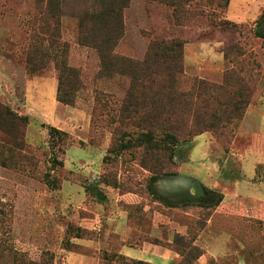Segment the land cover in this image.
<instances>
[{
	"label": "rangeland",
	"instance_id": "obj_1",
	"mask_svg": "<svg viewBox=\"0 0 264 264\" xmlns=\"http://www.w3.org/2000/svg\"><path fill=\"white\" fill-rule=\"evenodd\" d=\"M40 10L35 0H0V105L11 112L17 133L12 135L10 122H0V264H108L105 253L119 250L154 264H177L181 257L166 245L199 221H208L198 240L206 251L199 264H264L263 182L239 180L212 134L181 143L178 174L155 180L154 163L141 148L121 149L122 139L133 143L144 131L126 119L131 78L99 75L98 56L79 44V21L70 11L61 17V42L69 45L67 63L82 72L83 85L73 105L60 103L56 63L35 51ZM263 14L264 0H230L223 9H193L180 25L166 6L131 0L115 50L142 61L154 37L184 42L188 87L197 79L222 83L226 49L231 43L245 46L252 62L244 66L259 64V78L228 153L234 151L247 178L259 181L264 156L250 148L264 151V40L255 33L264 32ZM29 57L45 65L30 70ZM153 114L139 120L155 130L157 110ZM51 128L68 139H54ZM47 174L56 188L46 183ZM166 178L180 185H159ZM188 178L224 194L227 209L243 205L242 219L223 220L217 207L196 206L218 197L202 188L193 196ZM155 197L193 206L172 208ZM246 208L255 211L246 215ZM157 239L162 246L155 245Z\"/></svg>",
	"mask_w": 264,
	"mask_h": 264
},
{
	"label": "trees",
	"instance_id": "obj_2",
	"mask_svg": "<svg viewBox=\"0 0 264 264\" xmlns=\"http://www.w3.org/2000/svg\"><path fill=\"white\" fill-rule=\"evenodd\" d=\"M35 1L41 9L39 12L41 21L34 37L37 47L35 51L36 55L42 54L49 59H54L56 63L60 72L57 93L60 103L73 105L83 85L82 72L71 68L67 63L69 45L61 42V17L70 14V11L79 21V44L96 52L98 56L99 75L118 74L131 78L129 102L125 107V112L128 114L126 119L136 121L135 127L144 131L133 143L122 139L121 149L129 151L133 147L141 148L145 157H149L150 162L154 163L151 170L154 172L155 180L165 176H176L178 174L175 170L177 147L204 134H212L225 152H230L236 131L248 111L259 78L257 69L255 70L254 67V65L259 67V64L253 63L249 69L244 66L245 63L252 62L251 55L248 56L245 51V46L240 43H231L226 49L227 70L222 83H210L197 79L185 87V43L180 40L152 38L142 61L115 54V50L124 37V11L131 0ZM146 1L172 10L173 17L180 25L189 19L193 9L197 10L200 6L223 9L230 4V0ZM261 20H264V14ZM235 26L231 25L232 28H237ZM255 33L264 40V32L261 29L256 30ZM41 48L44 50L41 51ZM28 64V69L38 70L45 65V61L39 60L37 64L35 57H29ZM155 110H157V126H155L157 134L156 129L154 130L151 126L152 123L139 120L142 117L146 119L147 116H152L153 112L155 115ZM11 116L9 109L0 105V122H10L12 135L16 136L17 133H14L16 126L14 127L13 121L10 120ZM6 131L10 134L9 130L6 129ZM51 134L54 139L55 137L62 141L68 139L67 133L55 128H51ZM45 181L51 188L57 187L56 181L52 180L50 174L46 175ZM200 188L206 194L217 196L218 200L212 203L205 198L203 199L205 201H200L196 206L216 208L223 201L220 193L203 186ZM155 199L172 208L184 209L193 206L186 203L180 207L159 197ZM207 222H193L188 233L177 234L174 241L166 245L167 249L175 251L181 257L177 264H199L200 260L206 256V251L198 245V240L200 231ZM161 244L163 242L157 239L155 245L162 246ZM104 261L108 264H115L117 261L121 264H154L131 258L120 250L105 253Z\"/></svg>",
	"mask_w": 264,
	"mask_h": 264
},
{
	"label": "crops",
	"instance_id": "obj_3",
	"mask_svg": "<svg viewBox=\"0 0 264 264\" xmlns=\"http://www.w3.org/2000/svg\"><path fill=\"white\" fill-rule=\"evenodd\" d=\"M200 137V136H199ZM257 137H261V136H257ZM255 147V146H254ZM251 146L250 150H254L255 153H260L261 155L264 156V151L262 150H257L256 148H254ZM226 155L229 157L228 159V165L229 164H233V167L231 168L230 171L235 172V174L238 176V179L239 180H243V179H248V181H251V182H255V183H260V182H263L264 184V177L262 178L261 181L257 179L254 180V178H247V176L245 175V172H244V168H243V164L239 163L238 162V158H237V155L234 154V151H232L231 153H226ZM236 155V156H235ZM258 165H261V164H258ZM264 165V164H263ZM227 168V167H226ZM258 170V169H257ZM264 174V173H263ZM173 180L175 178H166V179H160L159 181V185L163 183V181H166V180ZM179 179V178H178ZM190 180H192V182L194 183L190 189L188 191L190 192H193V196H194V193L197 192V189H199V187L201 186V184L194 180L193 178H188ZM176 182V180H173ZM234 181V180H233ZM164 184V183H163ZM170 184V183H169ZM211 190V189H210ZM220 193V192H219ZM222 196H223V201L219 204V206L217 207L218 208V211L217 212H220V218L223 219V220H232L234 222H238L242 219V217H240V214L241 212H243V205L241 206V204H233L232 206H230L228 209L225 208L224 204H225V195L220 193ZM259 202V201H258ZM261 205V208L263 207L264 208V201H260L259 203ZM245 214L248 215L250 213H253L255 211V209H245ZM264 210V209H263ZM217 261L219 258H215Z\"/></svg>",
	"mask_w": 264,
	"mask_h": 264
},
{
	"label": "flooded vegetation",
	"instance_id": "obj_4",
	"mask_svg": "<svg viewBox=\"0 0 264 264\" xmlns=\"http://www.w3.org/2000/svg\"><path fill=\"white\" fill-rule=\"evenodd\" d=\"M171 181H168V180H166V181H163V183H164V185H172V186H174V187H177L178 185H180V182H174L173 181V184H169ZM162 183V184H163Z\"/></svg>",
	"mask_w": 264,
	"mask_h": 264
}]
</instances>
